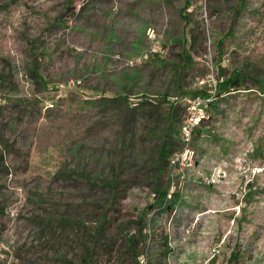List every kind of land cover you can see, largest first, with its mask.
Instances as JSON below:
<instances>
[{
  "label": "rangeland",
  "instance_id": "1",
  "mask_svg": "<svg viewBox=\"0 0 264 264\" xmlns=\"http://www.w3.org/2000/svg\"><path fill=\"white\" fill-rule=\"evenodd\" d=\"M0 206V264H264V0H0Z\"/></svg>",
  "mask_w": 264,
  "mask_h": 264
},
{
  "label": "trees",
  "instance_id": "2",
  "mask_svg": "<svg viewBox=\"0 0 264 264\" xmlns=\"http://www.w3.org/2000/svg\"><path fill=\"white\" fill-rule=\"evenodd\" d=\"M169 151H170L169 145L168 144L163 145V147H162V149L160 151L159 159L160 160L166 159L167 156H168ZM167 208H169V206H165L164 207V209H167ZM3 214H4V209L0 206V217L3 216ZM92 254H93V250L92 249L87 252L86 256L88 257V260H87L88 264H94ZM132 264H137L136 258L133 259Z\"/></svg>",
  "mask_w": 264,
  "mask_h": 264
},
{
  "label": "built area",
  "instance_id": "3",
  "mask_svg": "<svg viewBox=\"0 0 264 264\" xmlns=\"http://www.w3.org/2000/svg\"><path fill=\"white\" fill-rule=\"evenodd\" d=\"M138 264H144V263H143V261H141V262H138ZM145 264H147V263H145Z\"/></svg>",
  "mask_w": 264,
  "mask_h": 264
}]
</instances>
